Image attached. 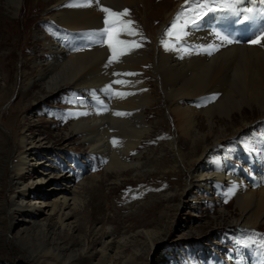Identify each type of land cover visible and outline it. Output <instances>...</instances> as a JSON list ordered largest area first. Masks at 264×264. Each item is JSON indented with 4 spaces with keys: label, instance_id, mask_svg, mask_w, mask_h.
<instances>
[{
    "label": "bare ground",
    "instance_id": "1",
    "mask_svg": "<svg viewBox=\"0 0 264 264\" xmlns=\"http://www.w3.org/2000/svg\"><path fill=\"white\" fill-rule=\"evenodd\" d=\"M37 2L36 7L41 11L47 12L48 9L53 8V19L60 24L59 26L71 30L76 47L68 51V49L62 50L55 43H41L37 47L43 49V59H35L37 72L34 73L33 77H28L26 70L28 62H24L22 69L18 70L22 75L20 79L17 78V82L15 79L14 85H8V78L0 69V81H3L2 91L4 93L9 92V94L12 95L13 93L14 95L18 91V95L22 96L23 100H29L28 98L33 93L37 83H40L43 86L42 90L33 94L35 99L33 101H36L44 99L52 93L58 94L69 87L82 89L85 87L90 91V86L98 82L106 86L111 78L124 73L125 79L118 80L121 83H118L119 87L115 88V93H122L125 97V101L119 104L109 100L114 93L113 87L103 89L106 92L101 96L100 93L95 92L87 94L92 99H89L90 102L83 99L80 91L73 93L77 107L91 109L92 104L97 101L106 105L102 100L105 98V100L110 101L112 112L110 117H107L108 121L103 122V116L98 115L100 111L97 112L92 109L90 112L96 117L92 120L81 118L69 124L64 131V138L70 140L77 135L81 136V142H85V146L88 145L91 153L101 155L104 163H106V177L109 174L116 175L114 181L109 184L112 188L118 185L121 178L132 174L130 170L140 167L142 164L155 166L147 174L140 175L139 172V176L135 173L136 170L135 174L133 173V179L139 180V182L142 178L144 180L152 177L159 170H162V175L168 171L183 173L182 165L185 168V153L182 152L179 137L175 133L174 136L171 134L172 137L169 138L167 146L171 160L164 158L165 156L155 159H151L150 155L144 157L145 149L143 146L145 143H152V130L154 126L159 124L157 120L148 122L147 118L149 117L146 116V109L153 107L158 101L162 102L166 105L167 110L178 114L181 131L186 135L194 134L195 139L191 141L190 145L195 146V140L201 139L205 146L204 151L194 160L193 165H190V168L186 167L189 172L184 175H186L185 181L189 190L196 185L204 187L214 184L220 191L222 183L226 182L235 200H241L244 206H240L242 211L237 218L233 219L232 225L246 229L248 227L257 228L264 223V186L258 183L260 181L257 179L260 177L259 167H255L253 172H249L250 179L253 180L254 186H257L256 193H254L244 187V182L240 180L235 169L228 168V162L232 155L223 148L224 140L234 136L237 143L250 154L249 157H252V161L255 160L256 155L252 149V139L243 131L255 120L248 121L249 119L243 116L245 114L243 107L249 105L250 108H253V105H258L264 109V40L261 41L260 45L252 44V42L243 45L226 43L213 30L190 32L188 29L191 28L189 26L191 24L188 22L186 24L184 19L179 18L175 13H171L167 23L171 22L172 26L176 24V27H172L170 36L164 35L163 40L156 44L154 55H158L157 64L151 66L153 74L161 80L163 96L159 95L157 101L153 97L154 95L146 90L149 87L146 85L148 82H143L149 56L143 49H140L137 31L129 25L132 34H128L127 30L123 28V24H127L128 20L123 19V15L120 16L122 23L118 22L115 28L111 29L110 25L104 24L106 13L99 10L107 7L117 13H123L125 10L127 12L138 10L142 14L144 11L150 10L152 0H95V2L93 0H39ZM9 3L13 7L10 11L15 15L20 14L24 10V5L27 4V2L24 3V0H9ZM125 6L127 7L124 8ZM141 6L143 9L140 10ZM172 17H175L174 20ZM136 19L139 20L140 16ZM105 28H109L113 37L127 42V45H139V47L117 46L118 52L122 50L123 53L128 49H136L134 61L127 63L121 60L119 63H115L116 65H112L114 62L109 63L112 58L109 55L112 56V54L110 52L108 54V48L106 49L103 45L88 47V43L103 42L102 39L106 36L109 38V32H103ZM98 32H103V35L101 37L95 36ZM117 33H119L118 36ZM35 35L36 37L39 36L38 33ZM83 35L91 36L82 44L76 43V38L79 39ZM172 39L173 42L170 41ZM176 40L177 43H175ZM107 41L114 43L109 39ZM185 42L197 47L193 51H189L183 47ZM200 47L208 48L211 53L214 52L213 49L217 48L218 52L209 55L206 51L202 52L203 49ZM118 56L121 55L118 54ZM127 73L133 75H126ZM17 76L19 77V73ZM19 80L20 83L18 84ZM9 86L12 88L10 91H8ZM96 86L99 88V85ZM85 91L87 92V90ZM166 100L169 102L166 103ZM210 100L216 103L205 108H201L199 105L200 108L194 107L199 102L202 106L208 105ZM16 105L20 108L22 106L21 103ZM70 105L72 104L70 103ZM26 107V109L31 108L28 105ZM106 107L108 108V106ZM232 107H237L234 110L239 113L240 121L230 116L233 112ZM14 108L17 110V107ZM215 110L218 111L217 115L225 114L227 120H215ZM114 111H121L124 116H117L113 113ZM261 111L264 112V110ZM203 114H205L206 120L202 118ZM260 118H264V113ZM204 122H207V130L205 132L202 128L204 132H201L200 129ZM18 123L21 126H16L14 118L8 124L0 123V188H4L0 191V239L25 242L22 240L26 233L20 222L27 224L28 227L45 228L47 223L42 220L41 217L43 216H46L47 221V218L56 216L62 230L70 233L77 232L78 220L74 214L76 212L77 217L78 210H86V200L81 195L85 190V184L83 183L77 188L79 192L76 194L74 187H70L71 194L63 192L53 194L58 189L53 187L55 185L52 183H56L58 186L59 183L68 179V176L53 163L40 159V155L44 153L56 154L57 151L51 149L49 136L40 131L37 132L28 119L24 118ZM112 130L117 139L115 145L110 141ZM87 131L89 132L87 133ZM211 139L213 143L212 146H209L207 141ZM213 147H219V150L223 151V158L228 162H223L222 157L212 160L210 153ZM135 151L138 154H135L132 160L130 156ZM195 180L197 182L194 184ZM49 184L53 186L43 187ZM67 184L69 188L71 183ZM6 190H8V194ZM35 192H39V198H32ZM187 193V197H189L191 194L190 192ZM52 195L57 196L50 202L45 201ZM174 196L172 193L164 197L171 201ZM252 198H255L257 203L251 201ZM229 214H227L228 220L226 221H229ZM9 226L12 227L14 233L9 230ZM161 232L159 229L141 228L131 235H121L122 237L117 239L116 234L110 230L99 251L103 263L141 264L165 239L166 235H162ZM144 248L149 249L145 250ZM89 250L84 246L81 251L83 253L86 251L84 254L87 256ZM132 250L134 253L130 254V258L125 261L126 263L120 262L119 259L124 256V253H130ZM90 252L92 254L89 257L93 259L96 255L94 253H97L98 250L92 248ZM229 254L223 260L216 253H209V262L207 263L240 264L237 249H230ZM25 264H32V261L25 259Z\"/></svg>",
    "mask_w": 264,
    "mask_h": 264
},
{
    "label": "rangeland",
    "instance_id": "2",
    "mask_svg": "<svg viewBox=\"0 0 264 264\" xmlns=\"http://www.w3.org/2000/svg\"><path fill=\"white\" fill-rule=\"evenodd\" d=\"M37 1L39 0H24V3L27 2L24 5V10L15 15L10 11L13 7L9 0H0V69L6 74L8 85H14L15 79L16 82L17 78L20 79L22 74L18 70L22 69V64L26 61L28 62L26 68L28 77L35 75L34 73L37 72L35 59H43V49L37 47L41 43H55L62 50L68 49V51L76 47L71 30L59 26L60 24L53 19V8L48 9L47 12L45 10L41 11L36 7ZM150 3L149 11L140 14L138 10H131L122 17L128 20L127 22H132L130 25L138 33L137 40L140 49H143L149 56L148 66L146 65L147 72L143 82H148L146 85H149V87L146 90L152 93L157 101L159 95L163 96L161 80L153 74L151 66L157 64L158 55H154L156 44L163 40L164 35L170 36L169 33L172 31L171 22L167 23L171 13H175L185 21L187 20L191 24L189 25L191 28L188 29L190 32L213 30L220 36H226L235 45H243L251 43L253 39H259L260 33L264 30V20L257 14L260 9L264 8V4H261L260 0H243V2L236 4L238 15L221 10L215 4H212L211 0H209L211 11L197 8L194 0H152ZM201 3H203V0H201ZM244 7L246 8L244 9ZM141 9H143V6L140 7ZM247 9L253 11L249 13L246 11ZM201 11L204 14L197 15ZM137 16H140L139 20L136 19ZM249 16L253 19L245 20V17ZM172 18L174 20L175 17ZM237 21L244 22L239 23ZM196 24L199 26H195ZM113 27L115 28V26H110L111 29H114ZM36 33L39 34L38 37H36ZM89 36L91 35L76 38V43L86 42L90 39ZM95 36L97 35L95 34ZM106 38L109 39L106 36L102 39L103 42L88 43V47L103 45L106 49L108 48V54H112L109 48L110 42ZM170 41L173 42V39ZM261 41L256 44L260 45ZM175 43H177V40ZM183 47L193 51L197 46L185 42ZM135 50L128 49L124 51L123 55L117 56V59L112 61L114 62L112 65L119 63L121 60L127 63L134 61ZM213 50L214 52L211 55L218 52L217 48ZM109 57L112 56L109 55ZM18 73L19 77L17 76ZM122 78H124V73L111 78L106 85L107 87L99 82L90 86V91L82 86L87 92L82 88L69 87L58 94L52 93V95L36 101H33L35 100L33 94L42 90L43 86L40 83H37L33 93L28 98L29 100H23L22 96L18 95V91L14 95L13 93L12 95L9 94V92L4 93L2 91L4 84L3 81H0V123L8 124L14 118L16 126H21L18 122H21L24 118L28 119L37 132L40 131L49 136L51 149L57 151L56 154H41L40 159L53 163L68 176V179L59 183L58 186H56V183H52L55 186L49 184L43 187H56L58 191L53 194L62 192L71 194L70 187H74V193L76 194L79 192L77 188L81 184L84 183L86 186L81 194L83 199L86 200V210H78L77 217L76 212L74 214L78 220L77 232L70 233L62 230L56 216L47 218L48 221L46 216L41 217L47 223L45 228L28 227L27 224L20 222L26 233L25 238L22 240L25 242L0 239V264H25V259H30L32 264L38 262V260L37 264H104L99 251L110 230L119 239V237H122L121 235H131L141 228L159 229L162 231V235H166L165 239L153 250L150 257L147 256L141 264H208L209 253H216L225 260L230 255V249H237L240 264H256L255 257L258 255H260V263L264 264V249L261 248V245L264 244V223L257 228L248 227L246 229L232 225L233 219L237 218L242 211L240 206H243V202L235 200L226 182L222 183L220 191L214 184L204 187L196 185L189 190L184 174L189 172L187 168L193 165L194 160L201 155L205 146L201 139L195 140V146L190 145L191 141L195 139L194 134L186 135L181 131L178 114L176 115L167 110L166 105L162 102L158 101L153 107L146 109V116L149 117L147 118L148 122L157 120L159 124L154 126L152 130V143H145L143 146L145 149L144 157L150 155L151 159H155L156 157L165 156L164 158L170 159L171 155L167 146L169 138L172 137L171 134L174 136L175 133L179 137L180 148L185 153L184 165L187 168L185 169L182 165L183 173L168 171L169 173L162 175V170H159L152 177L150 176L144 180L142 178L139 182V180L133 179V175L135 173L138 175L139 172L140 175L147 174L155 166L142 164L140 167L130 170L132 174L121 178L118 185L112 188L109 184L114 181L116 175L109 174L106 177V163H104L101 155L91 153L88 145L85 146V142H81V136L77 135L70 140L64 138V131H66L69 124L81 118L92 120L96 117V115L91 114L92 109L97 112L100 111L97 114L103 116V122L108 121L107 117H110L112 112L110 101L117 104L125 101L124 95L118 96V93H115V88L119 87L117 81ZM96 85H99V88ZM111 87L114 88V93H111L110 101L105 100V98L102 99L106 105H102L100 103L103 102L97 101L96 104H92L91 109L76 106V98L73 97V93L80 91L83 99L90 102L92 99L87 94L95 92L100 93L101 96L106 92L103 89ZM10 90L12 88L9 86L8 91ZM8 94L10 100L7 98ZM4 96L6 97L4 98ZM168 102L166 100V103ZM209 102L208 105L203 106L199 102L194 107L196 109L199 106L205 108L216 103L211 102V100ZM19 103L22 105L21 108L16 105ZM12 104L13 106H11ZM27 105L31 108L26 109ZM14 107H17V110H14ZM116 107L119 106L116 105ZM236 108H231L233 112L230 116L240 121L239 113L234 110ZM243 108L244 111H242L245 112L243 116L248 118V121L255 120L243 130L252 139V149H254L256 155L255 160L252 161V157H249L250 154L237 143L234 136L223 142V148L232 155L229 162L223 158V151L219 150V147H213L210 157L212 160L222 157L223 162L229 163L228 168L237 171L240 180L244 182V187L256 193L257 186H254L253 180L249 177V172L251 173L255 167H259L261 177L257 178L260 180L258 183L264 186V118H260L264 113L261 110L264 109L258 105H253V108L246 105ZM117 112L121 113V111H114L113 113ZM214 112L216 114L215 120H227L225 114L217 115V110ZM202 118L206 120L205 114L202 115ZM202 125L200 131L206 132L207 122L202 123ZM202 128L204 131H202ZM110 134L112 135L110 141L115 145L117 139L114 137L113 130ZM113 141L116 143H113ZM212 143V139L207 141L209 146H212ZM135 154H138V152L135 151L131 154L132 160ZM136 170L137 172H135ZM196 182L197 180L194 181V184ZM67 183H71L69 188ZM1 190H4V188H0ZM185 190L188 191L185 192ZM6 191L8 194V190ZM187 192H190L191 197H187ZM172 193L175 196L171 202L164 196ZM39 196V192H35L32 198L36 199ZM56 196L52 195L45 201L50 202ZM194 200L195 202H193ZM251 201L257 203L255 198H252ZM228 213H230V217L229 221H226L228 220ZM11 228L9 226V230L14 233ZM8 236L10 237V235ZM84 246L90 249L87 256L84 254L86 251L84 253L81 251ZM92 248H96L98 252L94 253L96 255L93 259H90ZM131 253H134L133 250L130 253H124V256L119 259L120 262L124 261L126 263L125 261L130 258ZM80 254L82 255L78 258Z\"/></svg>",
    "mask_w": 264,
    "mask_h": 264
},
{
    "label": "snow or ice",
    "instance_id": "3",
    "mask_svg": "<svg viewBox=\"0 0 264 264\" xmlns=\"http://www.w3.org/2000/svg\"><path fill=\"white\" fill-rule=\"evenodd\" d=\"M93 2H95V0H93ZM194 2L196 4L197 8H200L202 10L203 9H207V11H211L212 10V8L209 6V0H203V3H201V0H194ZM241 2H243V0H211V3L215 4L221 10L227 11V12L232 13V14H237V15H238V10L236 8V4L241 3ZM260 3L264 4V0H260ZM99 10L103 11L104 13H106V17L104 19V24L105 25H110V26H115L118 22L122 23L120 21V16L128 14L127 10H125L123 13H117V12H114V11L110 10L107 7L100 8ZM193 10L195 11V9H193ZM246 11L251 13L253 10L252 9H247ZM202 14H204L203 11L197 13V15H202ZM257 14L261 17L262 20H264V8L260 9ZM250 19H253V17H251V16L245 17V20H250ZM185 22L187 24V20ZM237 22L243 23L244 21H237ZM131 23L132 22L129 21V22H127V24H123V28L125 30H127L129 35L132 34L131 29L128 27ZM196 26L198 27L199 25L196 24ZM172 27L175 28L176 24H174ZM103 32H109V28H105L103 30ZM103 32L97 33L96 35L102 36ZM116 35L118 36L119 33H117ZM169 35H171V33H169ZM217 35L219 36V38L222 41H225L226 43H232V41L230 39H228L226 36H220L219 34H217ZM109 40L110 41H114V43H109V48L112 51V59L109 60V63H111L113 60H116L118 54L119 55L123 54L122 50H120L118 52V47H117L118 45H124V46H127V47H139V45H127V42H125L123 40L116 39L111 34H109ZM260 40H264V30H262V32L260 33L259 39H253L252 43H254V44L259 43ZM203 51H206V52H208L209 55H211V50H209L208 48L203 49ZM126 75H133V74L132 73H127ZM117 83H121V82L117 81ZM118 95H123V94L119 93ZM115 115L121 116V115H124V114L117 112V113H115ZM113 143H116V142L113 141ZM261 248L264 249V244L261 245Z\"/></svg>",
    "mask_w": 264,
    "mask_h": 264
}]
</instances>
